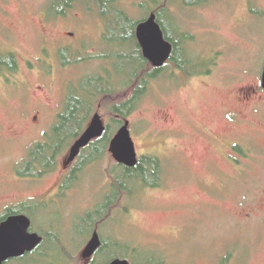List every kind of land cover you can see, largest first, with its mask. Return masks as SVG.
<instances>
[{
  "label": "rangeland",
  "instance_id": "374dc122",
  "mask_svg": "<svg viewBox=\"0 0 264 264\" xmlns=\"http://www.w3.org/2000/svg\"><path fill=\"white\" fill-rule=\"evenodd\" d=\"M52 1L0 0V212L25 204L44 206L31 213L33 231L45 239L39 254L9 264H92L80 258L94 230L113 244L116 254L106 251L98 264L114 259L264 264V146L249 138L252 126L264 131V120L254 117L257 105L264 115V97L246 101L264 73V0H212L196 8L119 0L135 21L169 8L167 21L192 38L187 51L199 65L192 74L199 75L186 76L170 66L166 78L152 83L123 120L124 126L130 123L139 158L163 164L164 182L159 189L128 185L107 212L110 196L116 195L115 179L125 174L116 169L109 149L92 167H82L88 168L77 186L70 178L62 185L76 141L51 174L42 179L18 175L25 174V162L39 144L50 141L61 148L83 130L81 124L61 136L53 131L70 96L88 102V93L113 90L125 102L132 95L125 86L140 67L123 59L136 50L122 47L132 32L119 31L113 13L105 19L94 6L90 11L80 3L55 20L48 14ZM203 1L191 0V5ZM11 57L16 73L3 64ZM103 102L93 117L100 114L116 131L115 138L122 128L116 130L111 109L120 103ZM232 113L240 117L238 126L227 121ZM234 135L243 138L240 145L256 161L250 165L253 171L235 180L223 158L229 152L220 146Z\"/></svg>",
  "mask_w": 264,
  "mask_h": 264
},
{
  "label": "trees",
  "instance_id": "16d2710c",
  "mask_svg": "<svg viewBox=\"0 0 264 264\" xmlns=\"http://www.w3.org/2000/svg\"><path fill=\"white\" fill-rule=\"evenodd\" d=\"M170 2V6H176V8H196L205 6L209 3V1L212 0H205L203 3H196L195 5H191V0H161V2ZM159 2V4L161 3ZM84 3L91 11V6H94L96 9L97 14L103 15V17L106 16L105 19H107L111 13H113L118 21L116 24L117 29L124 30L125 28L132 32V35L129 37L126 36L124 41L121 42V45L123 48L127 47H135L136 52L134 55H130L131 53H126L123 55V59L127 60V63H131L132 65H137L140 67L137 70V74L129 81V84L125 86V89H129L126 91L132 92L131 96H127V100L125 102L117 100L118 97L115 96L118 93L111 90L103 92L102 94H92L88 93V102H85L83 99L76 100V97L70 96L67 100V105L65 108V113L60 117V123L58 126L55 127L56 135L61 136L66 133H71V129L77 127V125L82 124V131L80 133H76L72 140H67L66 145L61 148H56L54 145L51 144L49 141L47 144H39L35 151L31 153V159L27 163L25 169V174H22L19 172V175L22 177V179L32 178V179H39L43 178L46 175L51 174L53 171L56 170L58 167V158L64 155L65 151L68 150V147L71 145L72 142H77L80 137L84 134V130L92 120V117L94 115V110L96 106L99 104L100 99H103V103L113 106L116 103H120L119 105H115L111 109L112 117L114 118L113 123L118 128L124 127V121L125 119L129 118V116L134 112L137 105L143 100V98L147 95V92L149 90L150 85L152 82H155L156 80H162L164 72L156 73L155 75L152 73L153 70L149 63L143 59L142 53L140 49L138 48V44L136 41V30L138 26L140 25L141 21H135L132 20L129 15L121 10L119 6V0H53L51 3V6L48 9V14L53 19H62L65 18L68 13L74 10V5ZM158 4V3H157ZM162 5V4H160ZM171 6V7H172ZM168 10L163 11H157L154 12L157 14L159 21L161 25L166 30V34L168 37V40L174 43L175 45V53L173 57V64L177 67L179 71H182L190 77L198 76L199 74H196L192 70L199 65H196L197 62L194 60L192 55L186 50V48L183 46V44H180V42H177L176 39H173V35L170 32V29H172V22L167 21V18L169 15H171V10L167 8ZM179 29V28H176ZM185 42L190 43L192 38L185 37ZM184 54L188 57V62L192 65L189 66L188 64H185L184 61L181 60V56ZM137 58L135 59V57ZM132 60V61H131ZM196 62V64H194ZM10 72L16 73L17 72V63L16 60L11 57L10 63L6 64L3 63ZM168 71V70H166ZM194 71V70H193ZM91 109V110H90ZM88 112V114H86ZM80 123V124H79ZM79 127V126H78ZM54 131V130H53ZM116 134V131L113 130L112 127H108V131L106 134L105 139L101 142L96 144L92 147L90 151V155H86L84 158L85 160H88L89 164L97 163L99 160H101L106 152L109 149V145L114 139V136ZM87 162V163H88ZM116 169H122V168H116ZM43 172V173H42ZM115 175V173H114ZM113 175V176H114ZM164 176V169L163 164L159 159L147 157L143 158L140 161L139 166L136 169L129 170L125 169L124 177L121 179H118L116 177L115 183L120 188L127 187L128 185H133L135 187L144 186L143 188H152V189H159L161 188V184L163 181ZM143 184V185H142ZM116 185H114V189H116ZM115 191V190H114ZM119 189H116L115 194L113 195L112 201L115 200V196L119 194ZM108 205H110L108 203ZM40 206H32V212L40 210ZM40 213V211H39ZM25 260H23L24 262ZM80 261H85L84 258H80Z\"/></svg>",
  "mask_w": 264,
  "mask_h": 264
},
{
  "label": "water",
  "instance_id": "95a60500",
  "mask_svg": "<svg viewBox=\"0 0 264 264\" xmlns=\"http://www.w3.org/2000/svg\"><path fill=\"white\" fill-rule=\"evenodd\" d=\"M137 39L143 51L144 59L156 70L164 69L171 61L174 47L165 39L164 32L158 24L157 15L142 24L137 29ZM264 89V73H263ZM107 127L100 114H97L89 129L73 146L69 165H73L93 143L102 140L107 134ZM110 155L117 165L129 170L136 169L140 164L136 144L131 133L130 123L119 131L110 146ZM32 221L27 217H14L0 228V264H9L12 261L22 260L28 255L34 254L44 243V239L37 234H31ZM102 248L99 234H95L93 240L84 253V260L91 261ZM111 264H131L128 261H115Z\"/></svg>",
  "mask_w": 264,
  "mask_h": 264
},
{
  "label": "flooded vegetation",
  "instance_id": "af4514ba",
  "mask_svg": "<svg viewBox=\"0 0 264 264\" xmlns=\"http://www.w3.org/2000/svg\"><path fill=\"white\" fill-rule=\"evenodd\" d=\"M155 13H152L151 15H147V17L146 18H144V19H142L141 20V23H140V25H142V24H145V23H147L149 20H150V18L154 15ZM155 15H157V14H155ZM158 17V16H157ZM140 22V21H139ZM158 24L161 26V28H162V30H163V32H164V36H165V39H166V41L168 42V43H170L173 47H174V53H175V45H174V43L173 42H171L170 40H168V37H167V32H166V30L164 29V27L161 25V23H160V21H159V18H158ZM171 24V23H170ZM139 25V26H140ZM138 26V27H139ZM173 28H175L174 27V25H172V31L174 32V34H172L173 36V39L175 40L176 39V41L177 42H180V44H183V46L186 48V50H187V46L188 45H190V43H186L185 42V37H187V35H182L181 34V31H180V29H176L175 28V30L176 31H174L173 30ZM138 29V28H137ZM188 37H190V35H188ZM136 41H137V44H138V48L140 49V51H141V53H142V57H143V59H144V54H143V51H142V49H141V47H140V45H139V42H138V39H137V30H136ZM189 52V51H188ZM190 53V52H189ZM173 57H174V54H173ZM173 57H172V59H171V61L169 62V64L164 68V69H162V70H156L148 61V63H149V65L151 66V68H152V70H153V74L155 75L156 73H160V72H164V75H163V78L162 79H164V78H166V76L168 75V71H166V70H169V67L170 66H174V70H176V72H178V73H183L184 75H186V76H188V74H186V73H184V72H182V71H179L178 69H177V67L173 64V62H172V60H173ZM181 60L182 61H184L185 62V64H188L189 66H192L189 62H188V57H187V55L186 54H184L183 56H181ZM194 64H196V62L194 63ZM197 65V64H196ZM210 66V65H209ZM174 77H175V75H174ZM157 82L159 81V80H156ZM155 81V82H156ZM259 82H260V85H259V87L257 88V89H255L254 91H253V93H252V95H251V98L252 99H250V97L248 98V100H246L247 102H250V101H252L253 99H255V98H257V97H260V95H263V97H264V89H263V78H262V80H259ZM152 83H154V82H152ZM262 92V93H261ZM258 106L260 107L261 105H257L256 107H255V109H254V112H255V114L256 115H254V117H255V119L256 118H261V119H263L264 120V115H260V112H259V110H257V108H258ZM64 113H65V111H64ZM64 113H62L59 117H58V124L60 123V117L64 114ZM97 115V114H96ZM95 115V116H96ZM94 116V117H95ZM94 117L92 118V120L90 121V123H89V126H88V128L86 129V131L89 129V127H90V125H91V122L93 121V119H94ZM229 117H232V118H229ZM258 120V119H257ZM227 121L230 123V124H233V125H239V124H241V120H240V117L238 116V115H235L234 113H232L231 115H229L228 117H227ZM58 124L56 125V126H58ZM55 126V127H56ZM55 127L53 128V130L55 129ZM107 127V126H106ZM252 128H253V130L254 131H251L250 133H251V136H249V138L250 139H253V141L255 142V145H256V143H262L263 144V146H264V131L262 132V131H258V130H256V129H258V126H252ZM107 129H108V127H107ZM86 131H84V134H85V132ZM83 134V135H84ZM82 135V136H83ZM105 137H106V135H105ZM105 137L102 139V140H100V141H97V142H95V143H93L87 150H85V151H83V153H82V155H81V157L77 160V162L75 163V164H73V165H69L68 164V162H67V165L65 166L66 167V169L70 172L68 175H67V177H65V179H64V181H63V183H62V185L64 184V182L67 180V179H72L74 182H75V186H77V184H78V182H79V178L81 177V175L85 172V170L88 168V167H86V168H82L83 166H85V165H87V164H89V162H88V160H85L84 158L86 157L85 156V154L87 153V155H88V153L91 151V149H92V147L93 146H95L96 144H98V143H101L104 139H105ZM81 138V137H80ZM80 140V139H79ZM78 140V141H79ZM77 141V142H78ZM76 142V143H77ZM243 142V138H241L240 136H237V135H234V136H232L231 138H228V139H226V141L225 142H220V146L221 147H224V149H226L229 153L225 156V155H223V158L225 159V161L233 168V176H231V179L233 178L234 180L236 179V178H241V179H243V176L247 173V172H251V171H253L251 168H250V165L251 164H254V163H256V161L254 160V156H252V154L251 153H249V152H247L245 149H244V147L243 146H241L240 145V143H242ZM75 143V144H76ZM112 143V142H111ZM45 144H47V143H45ZM44 144V145H45ZM41 145V144H40ZM110 146H111V144L109 145V150H110ZM257 146V145H256ZM73 148V147H72ZM72 150V149H71ZM33 151V150H32ZM32 151L30 152V155H31V153H32ZM263 151V153H264V150H262ZM71 153V152H70ZM109 154H110V152H109ZM70 158V157H69ZM257 158L258 157H256V160H257ZM31 159V156H30V158H29V160ZM261 158H258V160H260ZM29 160H26V162H25V166L27 165V163L29 162ZM142 159H140V161H141ZM69 161V160H68ZM79 161V162H78ZM88 162V163H87ZM76 165V166H75ZM90 166L92 167L93 166V164H90ZM90 166H89V168H90ZM118 167L119 168H122V169H126L125 167H122V166H119L118 165ZM43 173V172H42ZM18 175H19V173H18ZM61 185V186H62ZM115 185H116V183H115ZM74 186V187H75ZM73 188V187H72ZM72 188H71V190H72ZM116 189H119L120 191H119V194H117L118 196H120V197H122L123 196V194L126 192V186L125 187H123V188H120L119 186H117L116 185V187H115ZM60 189V188H59ZM110 197H112V196H110ZM116 198H117V196H115ZM115 198V199H116ZM114 201V200H113ZM113 201L110 203V202H108L110 205H108V203L106 204V206H105V212H107L108 211V208H110V206L112 205V203H113ZM43 202V201H42ZM39 205H40V210H43L44 209V206H43V203H39ZM31 213H32V204H25V205H21V206H17V207H12V208H6L4 211H2V212H0V228L2 227V225L3 224H5V223H7L11 218H14V217H27V218H29L31 221H32V224H34V220L32 219V217H31ZM34 226V225H33ZM33 226H32V230H31V234H37V235H39L41 238H43L44 239V237L42 236V235H40V234H38V233H35L34 231H33ZM99 234V236H100V238H101V241H102V248H101V250L97 253V255L91 260L92 262V264H98L97 263V258L99 257V256H101L102 254H104L106 251H108V250H110L111 249V251H112V253H113V248H114V246H113V244H111L110 243V245L109 244H107L106 243V241L104 240V238L100 235V233H99V230H94L93 232H91V235H90V239H91V237H93L94 238V236H95V234ZM93 238H92V240H93ZM44 243H45V239H44ZM44 243H43V245H44ZM91 243V242H90ZM89 243V244H90ZM122 243V242H121ZM123 244V243H122ZM43 245L34 253V254H31V255H28L26 258H24V259H22V260H16V261H23V260H26L27 258H29V257H31V256H34V255H38L39 254V252H40V249L43 247ZM124 246V245H123ZM122 250V249H121ZM123 251H124V248H123ZM114 254V253H113ZM114 255H116V254H114ZM119 260H121V259H114V260H112L110 263H107V264H111V263H113V262H115V261H119ZM86 261V260H85ZM121 261H125V260H121ZM160 263V262H159ZM160 264H162V263H160Z\"/></svg>",
  "mask_w": 264,
  "mask_h": 264
}]
</instances>
